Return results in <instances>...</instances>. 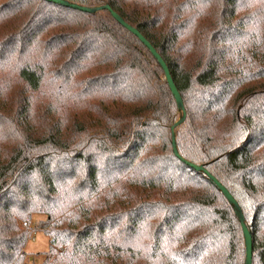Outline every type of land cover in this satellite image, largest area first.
<instances>
[{"label": "trees", "instance_id": "16d2710c", "mask_svg": "<svg viewBox=\"0 0 264 264\" xmlns=\"http://www.w3.org/2000/svg\"><path fill=\"white\" fill-rule=\"evenodd\" d=\"M0 0V264H264V0Z\"/></svg>", "mask_w": 264, "mask_h": 264}, {"label": "water", "instance_id": "95a60500", "mask_svg": "<svg viewBox=\"0 0 264 264\" xmlns=\"http://www.w3.org/2000/svg\"><path fill=\"white\" fill-rule=\"evenodd\" d=\"M46 1L59 3V4H62L64 6H69V7H72V8L78 9L80 11L87 12V13H95L99 10L106 9V10L110 11L111 15L120 24H122L124 27H126L130 32H132L135 36H137L140 39V41H142V43L145 44V46L150 50L152 55L157 59L158 63L163 68L164 73H165L164 78H165V80H166V82H167V84L171 90V93L173 94V96L175 98V101H176L178 108L182 111L181 117L175 122V124L172 127V130H173V132H172L173 151L180 158V155L178 154V151L176 148L174 129H175V127L181 125L184 122L185 116H186L185 108H184L182 97H181L172 77H171L169 69H168L167 65L165 64L164 60L159 55V53L155 50V48L149 43V41H147L145 39V37L136 28L125 23L124 20L122 19V17H120L116 12L111 10L109 5L98 6V7H86V6L76 4V3H71V2L66 1V0H46ZM186 162L188 165H190L195 170L203 171L207 175V177L211 181L214 182V184L217 186V188L222 192V194L225 196V198L228 200V202L232 205V207L235 211V214L241 223V227H242V231H243V237H244V243H245V253H246L244 264H252V237H251V233L249 232L248 228L245 225L244 216H243V213H242L241 208L239 207L237 201L231 195V193L227 190V188L225 186H223L211 173H209L204 168L203 165H197V164L189 162V161H186Z\"/></svg>", "mask_w": 264, "mask_h": 264}, {"label": "rangeland", "instance_id": "374dc122", "mask_svg": "<svg viewBox=\"0 0 264 264\" xmlns=\"http://www.w3.org/2000/svg\"><path fill=\"white\" fill-rule=\"evenodd\" d=\"M40 218L39 214H34L31 219L30 225L33 227L30 229L29 237L25 244L27 264H43L45 259L43 252L49 248V237L36 226Z\"/></svg>", "mask_w": 264, "mask_h": 264}, {"label": "crops", "instance_id": "0c3cea01", "mask_svg": "<svg viewBox=\"0 0 264 264\" xmlns=\"http://www.w3.org/2000/svg\"><path fill=\"white\" fill-rule=\"evenodd\" d=\"M26 251V250H25Z\"/></svg>", "mask_w": 264, "mask_h": 264}]
</instances>
